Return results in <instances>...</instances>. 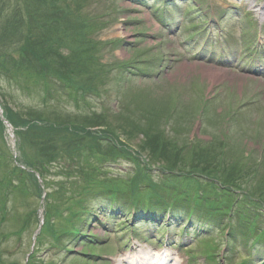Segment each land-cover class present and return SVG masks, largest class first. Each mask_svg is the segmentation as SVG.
<instances>
[{
	"label": "rangeland",
	"instance_id": "rangeland-1",
	"mask_svg": "<svg viewBox=\"0 0 264 264\" xmlns=\"http://www.w3.org/2000/svg\"><path fill=\"white\" fill-rule=\"evenodd\" d=\"M260 8L0 0V109L13 124L0 122V264H109L136 244L170 264H264ZM23 153L45 190L13 176ZM130 201L154 211L134 215Z\"/></svg>",
	"mask_w": 264,
	"mask_h": 264
},
{
	"label": "trees",
	"instance_id": "trees-1",
	"mask_svg": "<svg viewBox=\"0 0 264 264\" xmlns=\"http://www.w3.org/2000/svg\"><path fill=\"white\" fill-rule=\"evenodd\" d=\"M38 73V78H40L41 80H42V82H44V81H47V82H49V76H48V74L46 73V71L45 70H43L42 69V71H40V72H37ZM4 75L5 76H7V78H8V75H7V71H4ZM43 75V76H42ZM9 81H12V79H9ZM48 85L47 84H45L44 85V88L45 87H47ZM41 87H42V85H41ZM40 87V88H41ZM46 122H49L50 124H52L56 129H58V131H67V130H65V129H59L58 128V126H57V124L55 123V122H51V121H46ZM13 125V124H12ZM68 132H69V130H68ZM71 132H69V133H67V134H70ZM63 140H64V143L66 144V148H68V149H64L65 151H68V152H70V151H72V150H74L73 148H71V145H70V143H71V141H72V138H67V139H65V138H63ZM24 142V141H23ZM25 143V142H24ZM39 155V154H38ZM22 159H23V161H24V163H25V165L26 166H32V161H30L29 159H28V157H27V155L26 154H22ZM12 169H13V173H14V175L13 176H17V175H24V176H27L29 179H31V181L33 182V184H35L34 183V180L32 179V177H31V175H29L28 173H26V172H24V171H22V170H20V169H18V168H16V167H12ZM41 176H43L42 175V173L41 172H38ZM43 178V177H42ZM107 194V193H106ZM205 209H206V211H208V213L210 212V215L212 214L211 213V211H213V207H211L209 204H207V205H205Z\"/></svg>",
	"mask_w": 264,
	"mask_h": 264
},
{
	"label": "bare ground",
	"instance_id": "bare-ground-1",
	"mask_svg": "<svg viewBox=\"0 0 264 264\" xmlns=\"http://www.w3.org/2000/svg\"><path fill=\"white\" fill-rule=\"evenodd\" d=\"M260 14L262 15V16H264V8H260ZM224 75H222V73H218V72H214V73H211L210 74V77H211V79L213 80V81H218V80H221L222 79V77H223ZM166 257H168V253H167V255H165ZM163 259H164V256H163ZM126 261V257H122V255L118 258V259H114V260H111L110 262H109V264H123V261ZM170 261V260H169ZM163 262V261H162ZM171 262V261H170ZM160 263V261H159V259H158V262H155V264H159Z\"/></svg>",
	"mask_w": 264,
	"mask_h": 264
}]
</instances>
